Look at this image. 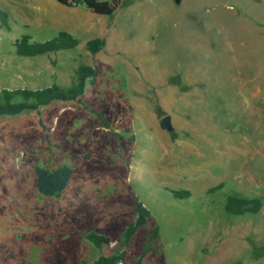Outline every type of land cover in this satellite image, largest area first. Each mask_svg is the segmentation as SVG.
<instances>
[{
    "label": "rangeland",
    "instance_id": "rangeland-1",
    "mask_svg": "<svg viewBox=\"0 0 264 264\" xmlns=\"http://www.w3.org/2000/svg\"><path fill=\"white\" fill-rule=\"evenodd\" d=\"M116 1L104 16L0 0V90L65 87L89 66L96 75L79 99L109 126L76 101L0 116V264L114 254L135 201L149 217L117 264H132L143 243L142 264H264V0ZM59 32L76 46L14 52L22 36L40 43ZM95 38L106 47L91 55ZM165 115L170 131L156 124ZM61 165L73 175L60 195L37 194L32 168ZM182 190L186 198L171 195ZM227 196L258 198L261 209L228 215ZM90 232L108 246L95 249L83 239Z\"/></svg>",
    "mask_w": 264,
    "mask_h": 264
},
{
    "label": "trees",
    "instance_id": "trees-1",
    "mask_svg": "<svg viewBox=\"0 0 264 264\" xmlns=\"http://www.w3.org/2000/svg\"><path fill=\"white\" fill-rule=\"evenodd\" d=\"M57 4L65 7L83 6L89 12L95 15L110 16L117 8L118 2L100 0H54ZM77 41L65 32H59L51 40L40 43H29L27 36H22L20 40L13 43L14 52L17 56L32 57L58 50L73 49ZM104 46V40L95 38L85 43L86 51L93 55L99 52ZM96 75V69L85 65H78L73 71L69 85L63 87L52 84L39 89L17 88L13 90H0V116H14L23 111H34L38 115V108L45 106L51 101H76L80 106L92 113L99 120L103 129H108L107 121L86 104L81 103L79 97L83 94L86 82H92ZM37 124L43 130L40 120ZM82 134L81 131L74 135V139ZM116 136L115 133H112ZM73 138L69 144L73 143ZM34 186L37 194L43 197H58L65 188L69 176L70 168L65 165L58 166L52 170H47L39 166H34ZM175 198H186L187 191H171ZM261 209V202L258 198H239L236 196H227L223 203V211L231 216H241L244 214H255ZM133 211L135 219L129 223L116 238L115 244L117 250L114 254L100 256L90 264H117L122 262L124 248L128 245L130 238L138 228L146 225L149 217L148 211L139 203L134 202ZM83 239L89 242L95 249H101L108 246L109 239L94 232L83 236ZM156 239V229L148 235V240ZM149 243H143L140 256L132 264H142L141 257L148 252Z\"/></svg>",
    "mask_w": 264,
    "mask_h": 264
},
{
    "label": "water",
    "instance_id": "water-1",
    "mask_svg": "<svg viewBox=\"0 0 264 264\" xmlns=\"http://www.w3.org/2000/svg\"><path fill=\"white\" fill-rule=\"evenodd\" d=\"M156 124L159 129L164 130V131H170L172 129L171 124H170V117L167 115L159 118L156 121Z\"/></svg>",
    "mask_w": 264,
    "mask_h": 264
},
{
    "label": "crops",
    "instance_id": "crops-1",
    "mask_svg": "<svg viewBox=\"0 0 264 264\" xmlns=\"http://www.w3.org/2000/svg\"><path fill=\"white\" fill-rule=\"evenodd\" d=\"M56 3V2H55ZM57 4V3H56ZM57 5H59V4H57ZM60 7H62V8H64L65 6H61V5H59ZM37 7H39V5H37L36 6V8ZM77 7H79V6H76V7H65V8H70V9H75V8H77ZM258 16H254V17H252V18H257ZM106 47V43L104 42V48ZM43 107V106H42ZM38 110H41V107L38 109ZM101 126V125H100ZM102 128V127H101ZM104 130H107V129H104ZM82 132V131H81ZM77 133V132H76ZM80 136H82V134L80 135ZM71 140V139H70ZM69 140V141H70ZM73 145V144H72ZM33 169V168H32ZM52 170V169H51ZM73 175V170L70 168V176H69V179L71 178V176ZM68 179V180H69ZM67 183H69V181L67 182ZM67 185V184H66ZM66 187V186H65Z\"/></svg>",
    "mask_w": 264,
    "mask_h": 264
}]
</instances>
